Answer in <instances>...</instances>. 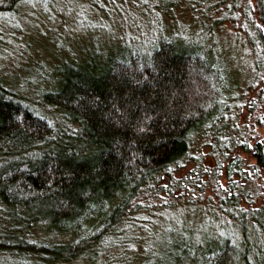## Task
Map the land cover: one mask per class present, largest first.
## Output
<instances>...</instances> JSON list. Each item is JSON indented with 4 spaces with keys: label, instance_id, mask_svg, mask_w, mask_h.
Here are the masks:
<instances>
[{
    "label": "trees",
    "instance_id": "1",
    "mask_svg": "<svg viewBox=\"0 0 264 264\" xmlns=\"http://www.w3.org/2000/svg\"><path fill=\"white\" fill-rule=\"evenodd\" d=\"M146 1V37L38 66L50 86L0 78V264H264V0L257 19L249 0ZM183 4L189 31L162 20ZM226 21L250 29L252 97L213 37ZM211 182L218 202L198 212L208 231L155 225L169 197Z\"/></svg>",
    "mask_w": 264,
    "mask_h": 264
},
{
    "label": "rangeland",
    "instance_id": "2",
    "mask_svg": "<svg viewBox=\"0 0 264 264\" xmlns=\"http://www.w3.org/2000/svg\"><path fill=\"white\" fill-rule=\"evenodd\" d=\"M138 2L139 0H19L11 11H0V78L5 84L17 89L25 86L27 78L33 81L30 80L31 85H26L28 90L50 86L40 75V80L33 78L38 66L46 64L54 67L61 61L84 56L90 51L111 52L114 46L122 42L132 44L133 41L146 37L148 30L154 25L156 11L152 10V3L149 8H143ZM249 7L253 18L257 19L256 0H249ZM162 20L179 29L177 31L184 30V27L189 31V26L194 21L188 4L173 6L171 13L163 15ZM234 24L236 25L226 21L219 26L215 23L211 30L223 55L231 63L236 80L244 87L247 96H251L252 91L247 89V85L252 76L253 61L251 49L246 42L250 29L245 32L246 29L236 28L237 25L241 26L240 23L236 26ZM46 78L52 79L49 76ZM260 109L264 113V105H260ZM255 128L259 131L256 138L260 139L264 134V120L261 125L255 124ZM202 145L201 139L195 140L191 150L192 157H198V152L206 149V145L203 149ZM216 161L215 155L204 153V164L211 166ZM195 163L192 159L185 170H194ZM216 178L217 176L214 177ZM217 183H221L222 187L227 183L224 172H220ZM261 183V193L264 194V184L262 181ZM214 184L208 183L204 191L191 189L185 196L186 199L190 197L188 200H173V197H169L166 205L174 207L156 210L159 214L154 216L155 225L168 232H181L187 230L188 226H192L197 233L198 226L207 230L208 222L203 223L202 215L198 212L203 200H209L211 204L218 202L212 189ZM261 201L262 196L256 203ZM137 250L138 248L134 252Z\"/></svg>",
    "mask_w": 264,
    "mask_h": 264
}]
</instances>
